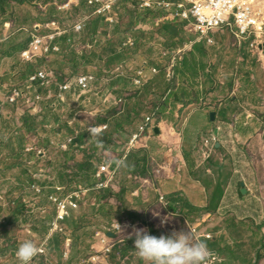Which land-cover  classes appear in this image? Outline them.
Here are the masks:
<instances>
[{
    "label": "rangeland",
    "instance_id": "obj_1",
    "mask_svg": "<svg viewBox=\"0 0 264 264\" xmlns=\"http://www.w3.org/2000/svg\"><path fill=\"white\" fill-rule=\"evenodd\" d=\"M67 1L8 0L3 16L0 6V33L9 30L7 39L0 46V103L2 92L12 87L24 88L28 76L35 71L46 69L54 74L52 85L38 88L43 101L37 111L23 108L21 103L18 106L5 104L6 114L0 120V264H20L16 250L26 241L45 250V254L39 255L30 264H101L100 261H93L100 253L91 252L89 244L97 238L99 231L106 234V229L111 227L107 223L111 222L108 214L111 211L119 214L121 203L131 208L129 212L133 210V214L139 215L140 210H145L144 218L140 220L142 223L147 220L155 227L162 226L156 214L164 216L167 209L155 189H161V178L173 170L172 166H166L171 165L169 160L178 158V153H181L183 125L187 119L184 113L182 117L174 115L175 119L167 123L159 114L158 110L166 104L171 90L172 94L176 91L181 95L184 88L196 96L200 89H207L208 98L216 97L222 101L214 107L220 113L219 117L215 121L210 118L209 122L207 115L208 127L201 125L191 142L190 137L187 139L188 144L195 146L194 158L201 162L205 173H214L218 166H224V172L230 171L233 166L230 163L239 159L242 152L238 148L236 133L231 128L223 131L228 125L224 123L220 108L224 101L240 98V85L245 83L246 72L250 70L244 67L242 59L243 54L248 52L247 43L241 45L228 30L215 31L214 43H209L202 39L192 20L171 16L173 8L156 6L146 21L140 20L138 13L145 10L140 0H117L113 12L115 21L101 20L95 33L92 30L94 16L89 18L81 32H74L73 24L80 15L90 14V7L85 5V0H80L79 7L61 10L58 5ZM259 1L264 7V0ZM53 19L61 29L67 30L57 38L60 47L57 53L37 57L30 63L21 61L20 56L17 59L10 57V52L14 55V43L10 42L14 37L15 44L26 43L30 33L36 29L45 34L49 29L48 21ZM136 21V27L130 28ZM116 24L120 25V31L116 30ZM122 32L129 38L128 42L124 41L126 43L122 41ZM196 43L202 44L208 56L206 61L215 67L210 79L206 76L194 78L191 73L181 75L177 71V60L181 61L186 54H190ZM112 49L123 52L125 58L122 62L116 61L117 53ZM197 58L203 59L201 55ZM145 63L149 74L145 84L139 85L137 81ZM155 69H158L157 73ZM240 69H243L242 73H239ZM85 73L96 78L90 92L82 93L73 86L72 92L61 94L59 85L67 80L73 82ZM170 73L173 74L171 77ZM148 78L149 81L156 78V81L146 84ZM30 94H33V89ZM258 100L253 98L254 102H250L249 99L248 105H243L253 114L245 121L264 130L263 116L253 112ZM171 103H168L169 108ZM196 105L190 110L200 108ZM155 112L158 113L155 126L163 132L160 135L155 132L146 134L144 138L151 136L149 146L147 141H139L131 152L133 161H141V166H138L141 174L145 157L150 163L152 184L140 174L137 178H128L130 162H127L120 171L124 177L119 174L115 182L126 187L120 204L115 201V196L108 195L105 203L98 206L99 197L96 192H90L64 222L66 233L52 234L51 223L56 209L49 197L57 193L55 185L67 186V192L75 191L78 185L94 188L97 183L95 174L103 157L119 159L123 151L133 148L134 135ZM233 113L237 111L227 114L228 121L238 120L241 124L245 113L235 114L237 116ZM195 121L198 123V120ZM200 121L202 119L199 120L202 123ZM106 126L108 129L100 133L98 139L89 135V128L95 127L100 131ZM29 128L35 131L30 132ZM216 128L221 129L219 136L215 134ZM168 134L172 135L171 144ZM253 137L254 141L258 137L264 147V135L255 134ZM218 143L223 144V150L221 147L216 149ZM174 148L179 152H173L171 149ZM207 155L209 158H206ZM248 157L264 158V149L254 146L248 150ZM33 185L40 193L32 189ZM253 199L261 203L264 197L258 195ZM164 227L168 233L174 230L171 223ZM67 238L71 239V246L76 249L73 253L68 251L71 246L67 245ZM81 239L86 244L74 246Z\"/></svg>",
    "mask_w": 264,
    "mask_h": 264
},
{
    "label": "crops",
    "instance_id": "obj_2",
    "mask_svg": "<svg viewBox=\"0 0 264 264\" xmlns=\"http://www.w3.org/2000/svg\"><path fill=\"white\" fill-rule=\"evenodd\" d=\"M55 3L56 5H58L57 2ZM74 7H76V5H73V8ZM175 11L176 8L171 13ZM1 14L2 16L4 15V13ZM84 15H80L79 19ZM228 31L230 32V34H232L230 30ZM48 32H50V29H47V31L44 33H48ZM2 34L7 35L8 37L9 30L6 29V31H4ZM31 34L32 32L30 33L29 39L26 43L15 44L16 37H14L10 41L11 43L12 42L14 43V46L11 45L13 46L12 49L14 51L13 52L14 55L11 54L10 52L11 55L10 57L17 59V57L20 56L21 59L22 52L28 48L29 43L32 39ZM196 44H193L194 45L193 50L190 53L194 52V48ZM248 48H247L248 52H245L243 54L242 59H243L244 67L247 66V68L249 67L250 70L246 72V76L244 78L245 83L240 85L239 88L240 98L232 101H230L231 99L224 101V103L221 104V108H220L222 113V118L224 119V123L228 125V127H226L223 131L225 130L227 131L228 129L231 128L232 131H234L238 137L237 138L238 148L242 150V152H240L239 154L240 156L239 159H234V161L230 163V165H233L232 169L230 168V171L224 172L223 171L224 166H218V169H216L214 173L212 174L205 173V171L201 169L202 166L201 162H199L197 159L194 158L195 155H193V150L195 146L190 143L188 144V140H187L190 137L189 141L191 142L193 136L196 133H199V129L201 125L208 127V124L206 123V120L208 119V118L206 119L207 115H209V122H210L211 114L213 112L217 114V118L219 117L220 113L217 110H215L214 107L221 100H218V98L216 97L208 98L207 89H200L197 92L198 94L196 96H194L193 94L191 95L188 92L187 98L190 99H187V101L188 100L192 101V104L185 106L183 103L185 98L184 96L185 90L183 88V92L181 95L179 92L176 91L172 94V90H171L170 91L171 93L165 100L166 104H164V106H161L158 110L159 114L164 116V121L167 123L170 122V120L173 121L175 119L174 115H176L177 117H182L185 113L187 114L186 115L187 119H186V123L183 125L184 127L182 131L183 141L180 148L181 153L180 154L178 153L179 150L177 148L171 149L173 150V152L175 150V153H178V158L169 160L171 161L169 162L171 163V165L167 164L166 166L167 167L172 166L173 170L171 174L163 176L161 178L160 180L161 189L157 188L155 190L158 192L159 196H161L162 193L166 197L165 202L161 201L162 204L167 209V211L164 212L165 214L164 216H170L169 223H171V225L174 226V230H184L186 232L190 231L195 241L197 242L202 241L206 244L209 252V255L205 262L207 264H264V200H260L261 203H259L257 199H253L254 196H258V195L264 197V158L254 159L248 157V150L254 148V146L256 147L260 146V148L264 149L263 143L261 142L260 139H258V137L255 138V141L253 140L254 138L253 136L255 134H258L259 136L260 135L263 136L264 130L263 127L261 126L250 125V123L245 121L247 120V118L250 119V117L253 114H250V112L244 109V107L248 105L247 101L249 99L251 100L250 102H254L255 99L256 100L259 99L258 105L255 107V110H253V112L254 114H259V115L261 114V116H263L264 119V102H262L264 101V49L262 50V52H256L253 51L250 48V46H248ZM182 49L183 48H181L180 50L181 53L183 52ZM201 50L204 53H207L204 50L203 46L201 47ZM200 54L201 53H196L194 56H192V58H194L195 60V62L191 61L192 65L201 64V59L197 58V56ZM188 55L189 54H186L185 58ZM185 58H182L181 61L178 59L176 67L181 68L180 62H182ZM206 59H208V56L206 57ZM21 61L23 60L21 59ZM205 64L206 67L204 68V70L200 69L198 71L197 76L194 77L192 75V77L200 78L206 76L209 77L210 79L212 77L210 73L212 70H215V67H212V63L210 64L207 61H205ZM255 67L256 69H254ZM178 68L177 71L179 74L187 75V73H183V71H179ZM143 69L146 70L148 76L149 71L147 68V63H145V67ZM240 72L242 73L243 69L242 71L240 69L239 73ZM155 79L154 80L152 79L150 81L155 82L156 81ZM150 81L148 78L146 84L151 83ZM3 82L4 81H2V84ZM230 85L232 87V82L230 83ZM2 87L5 88V84H3ZM224 89L226 90V87ZM8 91L9 90L7 89L6 92L1 93L2 98L0 104L5 103V98ZM172 98H174V100L170 101ZM207 99H211V102L206 103ZM169 102H172L171 108H169L168 106ZM196 104L199 105L200 108L190 110ZM213 104L214 106L212 107ZM242 109H244V112L242 111ZM235 111H237V113H233L232 115L245 113L244 114L245 119L243 120V122H241V124L240 122H238V120L237 121L235 120L234 122L232 120V122H229L227 119V114ZM154 114H156L157 117L158 113L155 112ZM154 114H152V116ZM200 119H202V121H200L202 123H199ZM195 120H198V123ZM156 128H160V127L155 126L154 129L155 133H156ZM216 129H215V134H216ZM219 130L221 131V129ZM162 132L163 129H161V133ZM148 134L149 133H147V135ZM168 137H170L168 142L170 144L173 143V140L171 139L172 135L168 134ZM150 139L151 136L145 138L143 137L139 143H141V141H147L149 146ZM186 140L188 146L186 145ZM218 144L219 147H221L223 150L224 148L223 144L221 143ZM221 148H216V149L220 150ZM81 149H84V147H81ZM132 150H134V148L131 147L130 149H128V151L127 150L123 151V155L119 157V159H116V157L113 156L112 157L105 156L103 157L104 159L102 164L105 161L110 162L113 168H118L119 174H121L122 172L120 173V171L122 167L123 166L125 167V165H127V162H130L129 170L127 171V177L137 178L136 177L137 174H140L141 178H147L146 181L152 184L153 179H150L152 176V172L149 168L150 163H148V160L145 157L142 166L143 173L141 174L138 168V166H141V161L139 162L133 161V157H131ZM99 168L97 169V172ZM96 174H95V178H96ZM123 177L124 174L122 173L121 178ZM242 182L245 183V187L247 189L246 193H242L241 191L243 188ZM217 183L221 185L222 198L220 200V203L218 204V207L211 210L208 209V204L212 191L215 188L214 185ZM97 184H98V179L96 186ZM56 186H61V185L57 184L55 185V187ZM96 186L92 188L91 193L94 191L99 197L98 206H101L105 203L104 200L108 195H110L111 197L115 196L116 198L115 201L121 203L120 199L121 198L123 199L124 197L123 194L126 191L125 190L126 187L124 185H122L121 187L114 183L113 186L110 187L109 189H104V191L107 190V194H105L106 197H103L100 200V195H99L100 193L98 191H102V190L95 189ZM61 187L65 188V191L61 193L62 196L66 195L68 193L67 186H61ZM77 187L85 188L81 185L80 186L78 185ZM109 190L110 192H108ZM114 190L117 192V194L116 192H114ZM118 208H120L121 211L119 214H115L114 211L113 212L111 211L107 217L110 218L108 220H110L111 222L108 221L107 223L111 227L106 229L107 231L106 234H108V236L110 237L109 242L113 245V251L108 257H103L100 263L101 264H145V262L140 260V258L137 256L135 252L134 236H132L131 233L133 227L146 228L151 233V226L153 225H151V223H149L147 220H144L143 223L140 221L143 220L144 218L145 210H140L139 211L140 214L138 215V214H133L132 213L133 210L129 212L131 208L129 209V207L127 206L125 207L123 203H121V207ZM117 224H120L121 226L120 231L115 230L113 227ZM155 228L163 234L168 233L166 227L164 226H158V227L156 226ZM65 229H67V227ZM194 231H196V233ZM211 233L213 234V236ZM106 234L99 231L97 233L98 235L97 238H95L96 240L93 239V241L89 244L91 245L90 248L91 252L93 251L94 253L96 252L100 253V255L97 256H103L102 254L104 252L105 245L102 243V237ZM206 235H210L211 238L210 239L205 238ZM68 240H70V243L68 242ZM71 242H72L71 239L67 238V245L71 246ZM77 244L83 245L86 244V241H84V239H81L76 244L74 243V246H77ZM72 247L73 246L69 248L68 250L69 253H73V250L74 251L76 250L73 249L74 247L73 248ZM212 258H214L215 260H212Z\"/></svg>",
    "mask_w": 264,
    "mask_h": 264
},
{
    "label": "built area",
    "instance_id": "obj_3",
    "mask_svg": "<svg viewBox=\"0 0 264 264\" xmlns=\"http://www.w3.org/2000/svg\"><path fill=\"white\" fill-rule=\"evenodd\" d=\"M80 0H69L62 5H59L61 10L79 6ZM117 0H85V4L92 8V12L82 16L73 24L74 32H81L87 24V21L92 16H102L106 21L114 22L113 12L116 10ZM143 8H155L156 6L164 8H176L172 16L193 21L197 32L202 36V39L208 40L209 43H214L213 33L218 30H230L232 34L240 41L241 45L249 44L250 48L256 52H262L261 47L264 46V7L259 0H140ZM50 32L41 34L38 29L31 34V41L28 48L22 52L21 59L30 63L37 59L52 53H57L60 47L57 38L61 36L65 30L61 29L60 24L56 20H51L47 23ZM7 39V35L0 33V46ZM158 72L157 69L154 70ZM173 75L169 74V77ZM147 72L143 69L140 72V78L137 84H145ZM96 82L95 76L92 74H81L72 82L65 81L59 85L61 94L70 93L73 86L79 89L82 93L91 91L93 84ZM27 86L24 88L12 87L9 88L5 98V103L0 104V120L5 116V104L18 106L20 103L23 108H29L37 111L43 101L38 88L48 87L54 83V74L46 69H40L28 77ZM33 89V94L30 90ZM156 114L149 117L144 126L141 127L140 133L134 136L132 145L135 148L138 143L147 133L153 134L155 129ZM108 127H103L100 133L107 130ZM70 144L73 141H69ZM64 148H67L66 146ZM28 150V151H32ZM206 158H209L207 155ZM119 175L118 168H113L112 164L105 161L99 168L96 178L98 184L95 189H109L115 183ZM34 191L40 193L35 185L32 186ZM57 193L52 194L49 199L54 204L56 215L51 223V233H65L66 229L63 226L64 222L70 217L71 213L79 208L80 202L92 191V189L79 187L73 192H68L62 196L65 191L64 187L56 186ZM161 201L165 202L166 197L161 193ZM117 231L121 230L120 224L114 226ZM196 233V231H194ZM210 239V235L205 236ZM108 234L102 237V243L105 245L103 256H95L93 261H101L103 257H108L113 251V245L109 242ZM70 243V240H68ZM45 254L43 248H38V254L32 258L34 260L39 255ZM31 260V261H32ZM212 260H215L212 258ZM207 264V263H205Z\"/></svg>",
    "mask_w": 264,
    "mask_h": 264
},
{
    "label": "clouds",
    "instance_id": "obj_4",
    "mask_svg": "<svg viewBox=\"0 0 264 264\" xmlns=\"http://www.w3.org/2000/svg\"><path fill=\"white\" fill-rule=\"evenodd\" d=\"M91 137L99 138L100 131L92 127L88 130ZM162 226L170 222V216L156 214ZM134 236L135 252L145 264H205L209 255L204 242H197L190 231L173 230L159 236L151 234L146 228L132 229ZM38 254L37 246L26 241L16 250V257L20 264H30Z\"/></svg>",
    "mask_w": 264,
    "mask_h": 264
},
{
    "label": "trees",
    "instance_id": "obj_5",
    "mask_svg": "<svg viewBox=\"0 0 264 264\" xmlns=\"http://www.w3.org/2000/svg\"><path fill=\"white\" fill-rule=\"evenodd\" d=\"M6 3H8V0H0V6L2 7L1 13H4V14L6 13V9H7L5 7V4ZM84 3H85V1H84ZM92 10L93 9L91 8L89 12L91 13ZM151 10H152V8H147L144 11H141L140 13H138L137 18L140 19V20H145L146 21L147 18H148V16L150 15V12H152ZM94 17H96V18L93 20L92 30L95 33V32H97V30L99 28L100 21L101 20H104V17L99 16V15H96ZM137 23H138L137 21L136 22H133L130 28H135L136 25H137ZM86 26H87V24H86ZM115 27H116V30H119V31L121 30L120 25H117L116 24ZM121 38H122V41L123 42L124 41L128 42V40H129V38H128V36H126L125 32H122ZM57 42H58V40H57ZM126 42H124V43H126ZM201 47H202V44H196L195 45L194 52L193 53H190L188 56H186V58L182 62H180L181 68L180 67L178 68L179 71H183V73H187V74L188 73H193L192 75L194 77H196L197 74H198V71L200 69L204 70V68L206 67L205 61H206L207 54L204 53L201 50ZM112 50H114V52L117 53L116 61L118 63L122 62L124 60V58H125V55L123 54V52L121 50H119V49H112ZM196 53H201L200 55L203 57V59H201V64L200 65H198V64L192 65L191 64V61L192 62H195V60H194V58H192V56H194ZM187 95H188V90H185V94H184L185 98H184V101H186V102L183 101V103H184L185 106H187L189 104H192V101H189L188 100L189 102H187V99H188V98H186ZM28 130L30 132L35 131L34 128L33 129L32 128H29ZM20 147L23 150V145L22 144H21ZM83 168H84V166H83ZM214 186H215V188L212 191V194H211L210 200H209V204H208V209H211V210H213L216 207H218V204L220 203V200L222 198L221 185L219 183H217ZM208 187H209V185H208ZM98 192L100 193L99 194L100 195V200L103 197H106L105 194H107V190H105V191L102 190V191H98ZM108 192H110V190ZM151 234L159 236L162 233L159 230H157L154 226H151Z\"/></svg>",
    "mask_w": 264,
    "mask_h": 264
},
{
    "label": "water",
    "instance_id": "obj_6",
    "mask_svg": "<svg viewBox=\"0 0 264 264\" xmlns=\"http://www.w3.org/2000/svg\"><path fill=\"white\" fill-rule=\"evenodd\" d=\"M261 49L263 50L264 49V46H262ZM216 117H217V114L215 112H213L211 114L212 121H215L216 120ZM219 131H220L219 129H216V134L219 135ZM160 133H161V129L160 128H156V134H160ZM216 148H219V144H217ZM242 186H243V188L241 190L242 193H246L247 192V189L245 187V183L244 182H242Z\"/></svg>",
    "mask_w": 264,
    "mask_h": 264
}]
</instances>
